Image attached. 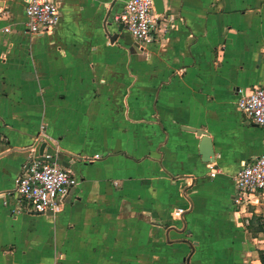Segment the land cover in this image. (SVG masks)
Instances as JSON below:
<instances>
[{
  "label": "crops",
  "instance_id": "1",
  "mask_svg": "<svg viewBox=\"0 0 264 264\" xmlns=\"http://www.w3.org/2000/svg\"><path fill=\"white\" fill-rule=\"evenodd\" d=\"M57 1L31 36L0 0V264H263L264 205L234 197L264 154L238 108L264 85V0H162L140 50L114 21L132 0ZM48 156L78 185L29 213L16 182Z\"/></svg>",
  "mask_w": 264,
  "mask_h": 264
},
{
  "label": "built area",
  "instance_id": "2",
  "mask_svg": "<svg viewBox=\"0 0 264 264\" xmlns=\"http://www.w3.org/2000/svg\"><path fill=\"white\" fill-rule=\"evenodd\" d=\"M27 32L31 36L53 33L60 23V4L57 0H23ZM139 48L157 41L160 19L155 0H132L116 15ZM6 32L9 29L5 30ZM238 108L242 115L259 127H264V85L241 95ZM215 176V172L212 173ZM234 204L244 202L264 205V154L250 159L235 176ZM78 185L76 176L62 167L55 156L31 158L22 168L14 195L19 205L29 213L57 212L67 196ZM184 213L183 209L178 210ZM264 234V213L261 215Z\"/></svg>",
  "mask_w": 264,
  "mask_h": 264
},
{
  "label": "water",
  "instance_id": "3",
  "mask_svg": "<svg viewBox=\"0 0 264 264\" xmlns=\"http://www.w3.org/2000/svg\"><path fill=\"white\" fill-rule=\"evenodd\" d=\"M155 7L158 13H161V9H162V0H155ZM121 30H123V26L120 27ZM136 48H138V45L135 44ZM140 50V49H139Z\"/></svg>",
  "mask_w": 264,
  "mask_h": 264
},
{
  "label": "rangeland",
  "instance_id": "4",
  "mask_svg": "<svg viewBox=\"0 0 264 264\" xmlns=\"http://www.w3.org/2000/svg\"><path fill=\"white\" fill-rule=\"evenodd\" d=\"M118 14H120V13H117L116 15H118ZM116 15L114 16V21H115V17H116ZM116 22V21H115ZM116 24H118L120 27H121V25H120V23H117L116 22ZM124 30V29H123ZM124 31H126V30H124ZM128 32V31H127ZM134 45H135V42H134ZM139 48V47H138ZM140 49V48H139ZM259 219V218H258ZM259 221H260V219H259Z\"/></svg>",
  "mask_w": 264,
  "mask_h": 264
},
{
  "label": "trees",
  "instance_id": "5",
  "mask_svg": "<svg viewBox=\"0 0 264 264\" xmlns=\"http://www.w3.org/2000/svg\"><path fill=\"white\" fill-rule=\"evenodd\" d=\"M261 259H262V262H263V264H264V255H263V256H261Z\"/></svg>",
  "mask_w": 264,
  "mask_h": 264
}]
</instances>
